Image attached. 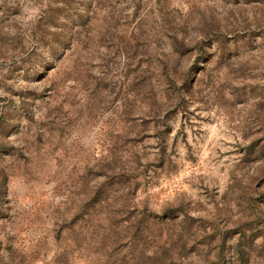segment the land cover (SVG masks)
I'll return each mask as SVG.
<instances>
[{
  "label": "rangeland",
  "instance_id": "obj_1",
  "mask_svg": "<svg viewBox=\"0 0 264 264\" xmlns=\"http://www.w3.org/2000/svg\"><path fill=\"white\" fill-rule=\"evenodd\" d=\"M0 264H264V0H0Z\"/></svg>",
  "mask_w": 264,
  "mask_h": 264
},
{
  "label": "trees",
  "instance_id": "obj_2",
  "mask_svg": "<svg viewBox=\"0 0 264 264\" xmlns=\"http://www.w3.org/2000/svg\"><path fill=\"white\" fill-rule=\"evenodd\" d=\"M240 256H241V253H240Z\"/></svg>",
  "mask_w": 264,
  "mask_h": 264
}]
</instances>
